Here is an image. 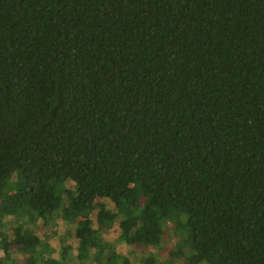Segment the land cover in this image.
<instances>
[{
  "label": "trees",
  "instance_id": "obj_1",
  "mask_svg": "<svg viewBox=\"0 0 264 264\" xmlns=\"http://www.w3.org/2000/svg\"><path fill=\"white\" fill-rule=\"evenodd\" d=\"M11 217L0 264H71L38 232L59 218L77 264H162L105 247L114 227L177 238V264H264V0H0Z\"/></svg>",
  "mask_w": 264,
  "mask_h": 264
},
{
  "label": "rangeland",
  "instance_id": "obj_2",
  "mask_svg": "<svg viewBox=\"0 0 264 264\" xmlns=\"http://www.w3.org/2000/svg\"><path fill=\"white\" fill-rule=\"evenodd\" d=\"M91 218L95 221V216H91ZM4 225H0V233L1 232H7L9 229H12L14 226H16L17 222H20L16 220L14 217H11L9 219H6L3 221ZM73 223L69 221H65L62 218L56 219L55 222L51 223L47 228H44L43 225L40 223L38 232L40 233L41 238L44 240V244L46 246H52L56 248H61L63 245L71 246L68 251V259L71 260V264H77L76 261H74L73 257L76 253L77 245L78 243L76 240L72 238L66 239L67 234L70 232H73ZM175 222L171 223V226H175ZM96 226L98 224L96 223ZM118 229L112 228V229H104L103 231V237L105 238V244H103L105 247L113 249L116 251L119 255L125 256L131 259L132 263H140L141 260L149 254L153 253L157 256V259L159 263L162 264H177L175 262L174 258L170 257V251L173 249V245L177 238L173 237L167 244V247L163 250H159L156 248L151 247H134L129 246L126 243H124L121 238L119 237ZM0 257H4V252L1 249V236H0ZM17 262L23 263L25 261L23 256H20L16 254ZM80 264V263H79ZM183 264V263H182Z\"/></svg>",
  "mask_w": 264,
  "mask_h": 264
}]
</instances>
